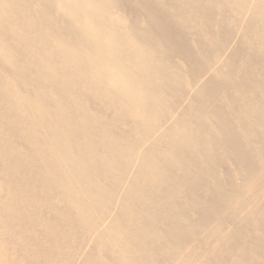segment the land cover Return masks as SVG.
<instances>
[{"label": "bare ground", "instance_id": "bare-ground-1", "mask_svg": "<svg viewBox=\"0 0 264 264\" xmlns=\"http://www.w3.org/2000/svg\"><path fill=\"white\" fill-rule=\"evenodd\" d=\"M0 264H264V0H0Z\"/></svg>", "mask_w": 264, "mask_h": 264}]
</instances>
